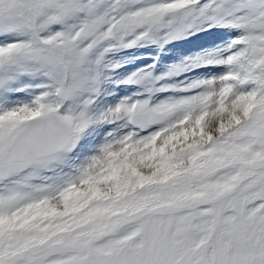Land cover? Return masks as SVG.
I'll list each match as a JSON object with an SVG mask.
<instances>
[{"label": "snow or ice", "instance_id": "snow-or-ice-1", "mask_svg": "<svg viewBox=\"0 0 264 264\" xmlns=\"http://www.w3.org/2000/svg\"><path fill=\"white\" fill-rule=\"evenodd\" d=\"M0 264H264V0H0Z\"/></svg>", "mask_w": 264, "mask_h": 264}]
</instances>
